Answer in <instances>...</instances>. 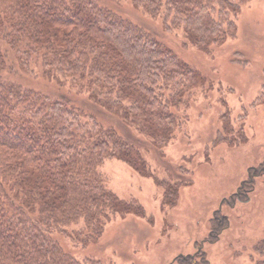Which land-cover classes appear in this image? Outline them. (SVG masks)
Masks as SVG:
<instances>
[{"label":"trees","instance_id":"obj_1","mask_svg":"<svg viewBox=\"0 0 264 264\" xmlns=\"http://www.w3.org/2000/svg\"><path fill=\"white\" fill-rule=\"evenodd\" d=\"M130 1L209 50L234 35L233 15L249 0ZM20 74L86 88L102 116L163 149L182 126L173 108L191 95L198 72L99 0H0V264H99L77 259L53 234L88 245L113 215H144L140 205L106 187L100 173L106 159L153 173L123 126L105 125L69 94L36 89L16 79ZM155 180L166 187L164 206H176L180 183ZM214 219L216 241L228 220ZM71 224L80 228L69 231Z\"/></svg>","mask_w":264,"mask_h":264},{"label":"rangeland","instance_id":"obj_2","mask_svg":"<svg viewBox=\"0 0 264 264\" xmlns=\"http://www.w3.org/2000/svg\"><path fill=\"white\" fill-rule=\"evenodd\" d=\"M99 2L151 32L197 70L198 82L185 103L173 108L182 126L159 149L135 129L120 128L115 117L102 116L86 88L70 83L60 88L36 74L16 77L39 90L67 93L86 112H98L105 125L132 137L155 176L106 159L100 167L106 187L140 205L144 215H113L101 237L88 245L53 236L77 259L99 264H183L188 257L192 264H264V0L244 3L233 15L234 35L209 50L189 44L182 28L167 30L161 17L130 0ZM220 134L225 141L217 140ZM155 178L180 183L176 206H164L166 187ZM216 216L228 224L213 241ZM76 228L80 224L67 227Z\"/></svg>","mask_w":264,"mask_h":264}]
</instances>
